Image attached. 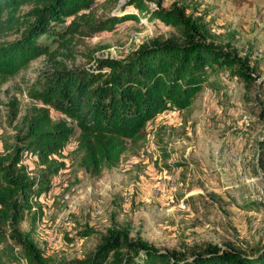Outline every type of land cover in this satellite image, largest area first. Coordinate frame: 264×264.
<instances>
[{"label": "rangeland", "instance_id": "1", "mask_svg": "<svg viewBox=\"0 0 264 264\" xmlns=\"http://www.w3.org/2000/svg\"><path fill=\"white\" fill-rule=\"evenodd\" d=\"M120 1L99 0L91 17L120 15ZM159 2L163 9L178 3L187 15L201 18L211 40L248 58L255 80L246 84L227 71L212 73L189 109L157 117L118 167L97 178L79 167L75 134L61 156L64 170L39 200L44 216L34 240L53 263L83 259L113 227L167 250L225 243L249 250L264 244V177L255 171L257 142L264 135V0ZM28 10L17 12V28L0 26V46L19 38ZM67 39L40 37L48 47L45 55L10 77L0 76V153L13 143L50 72L88 66L93 57L124 58L154 39L183 42L179 29L143 16L114 34ZM34 161L25 164L32 167ZM86 229L93 235L77 236Z\"/></svg>", "mask_w": 264, "mask_h": 264}, {"label": "trees", "instance_id": "2", "mask_svg": "<svg viewBox=\"0 0 264 264\" xmlns=\"http://www.w3.org/2000/svg\"><path fill=\"white\" fill-rule=\"evenodd\" d=\"M98 1L0 0V26L11 29L19 24L20 8L29 7L19 38L0 46V76L10 77L45 55L48 47L40 37L70 42L75 34H114L139 23L140 16L179 29L183 42L154 39L124 58L93 57L88 66L47 75L13 143L0 153V264H264V244L249 250L226 243L167 250L131 237L124 227L108 229L81 260L53 263L38 247L34 234L44 216L39 200L64 170L61 156L75 134L79 167L97 178L118 167L127 149L145 139L149 123L166 112L189 109L212 73L227 71L246 84L255 80L248 58L211 40L207 25L187 15L185 6L163 9L159 0H126L120 15L96 21L90 11ZM257 148L255 171L264 177V135ZM25 159H34L33 166ZM92 235L86 229L77 236Z\"/></svg>", "mask_w": 264, "mask_h": 264}, {"label": "crops", "instance_id": "3", "mask_svg": "<svg viewBox=\"0 0 264 264\" xmlns=\"http://www.w3.org/2000/svg\"><path fill=\"white\" fill-rule=\"evenodd\" d=\"M198 96V95H197ZM197 96H196V98H197ZM153 122V121H152ZM150 124V123H149Z\"/></svg>", "mask_w": 264, "mask_h": 264}, {"label": "water", "instance_id": "4", "mask_svg": "<svg viewBox=\"0 0 264 264\" xmlns=\"http://www.w3.org/2000/svg\"><path fill=\"white\" fill-rule=\"evenodd\" d=\"M122 2V1H121Z\"/></svg>", "mask_w": 264, "mask_h": 264}]
</instances>
